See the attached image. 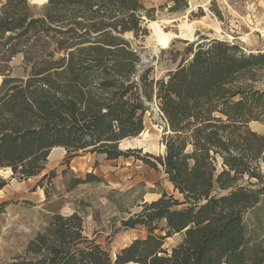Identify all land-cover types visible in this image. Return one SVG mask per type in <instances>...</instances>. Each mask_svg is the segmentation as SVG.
<instances>
[{"label": "trees", "instance_id": "1", "mask_svg": "<svg viewBox=\"0 0 264 264\" xmlns=\"http://www.w3.org/2000/svg\"><path fill=\"white\" fill-rule=\"evenodd\" d=\"M0 1V170L39 176L57 146L67 165L80 151L135 155L182 195L165 191L113 223L110 237L147 230L115 256L86 232L83 214L57 209L11 264H264V232L252 236L246 221L264 203V131L252 126L264 125L263 52L219 38L192 42L156 80L126 37L148 33L141 0ZM20 54L26 74L15 76ZM154 99L163 153L122 148L144 132ZM104 180L87 172L67 186ZM6 184L0 176V190ZM175 235L180 241L166 245Z\"/></svg>", "mask_w": 264, "mask_h": 264}, {"label": "rangeland", "instance_id": "2", "mask_svg": "<svg viewBox=\"0 0 264 264\" xmlns=\"http://www.w3.org/2000/svg\"><path fill=\"white\" fill-rule=\"evenodd\" d=\"M141 1L146 8L144 17L148 33L136 38L130 32L126 37L139 48L143 67L152 66L150 75L156 80L175 69L183 51L192 42L219 38L240 42L254 51L264 50L260 35L264 32V0ZM29 2L31 5L44 3L38 0ZM158 44L166 47L159 48ZM22 58L20 54L11 61L15 76L26 74ZM2 81L3 75L0 74V85ZM258 85L264 88V72ZM150 106L145 116L144 132L125 140L122 148H140L141 155L163 153L161 140L165 121L155 99ZM252 126L264 131V125L259 122ZM49 155L44 172L36 177L20 179L12 176L10 168L0 170V176L7 180L5 188L0 190V202L7 203L0 213V264H11L15 256L24 253L28 241L45 227L57 209L63 214L75 210L83 214L86 232L95 233L101 246L115 256L136 237H146L147 230L143 226L120 229L110 237L113 223L118 226L121 217L135 213L142 203L156 200L165 191L182 199L162 170L147 165L135 155L108 159L103 153L80 151L69 165L63 147H55ZM51 172L55 173L51 182L48 177L42 179L44 174ZM87 172H94L105 180L79 184L69 191L67 185L72 176L76 174L85 178ZM246 218L252 236L264 232V203L259 209L249 211ZM256 219L258 224H255ZM180 239V235L169 237L166 245L175 244Z\"/></svg>", "mask_w": 264, "mask_h": 264}, {"label": "built area", "instance_id": "3", "mask_svg": "<svg viewBox=\"0 0 264 264\" xmlns=\"http://www.w3.org/2000/svg\"><path fill=\"white\" fill-rule=\"evenodd\" d=\"M260 35H261V37H262V39L264 40V32H261L260 33ZM243 47V49L245 50V51H247V52H258L259 50H251V49H248L246 46H242ZM260 51H264V50H260Z\"/></svg>", "mask_w": 264, "mask_h": 264}, {"label": "bare ground", "instance_id": "4", "mask_svg": "<svg viewBox=\"0 0 264 264\" xmlns=\"http://www.w3.org/2000/svg\"><path fill=\"white\" fill-rule=\"evenodd\" d=\"M34 1H37V0H34ZM38 1H41V2H44V3L47 2V0H38ZM157 46H158L159 48H161V47H166V46H163L162 44H161V45L158 44Z\"/></svg>", "mask_w": 264, "mask_h": 264}, {"label": "water", "instance_id": "5", "mask_svg": "<svg viewBox=\"0 0 264 264\" xmlns=\"http://www.w3.org/2000/svg\"><path fill=\"white\" fill-rule=\"evenodd\" d=\"M48 1V0H47Z\"/></svg>", "mask_w": 264, "mask_h": 264}]
</instances>
